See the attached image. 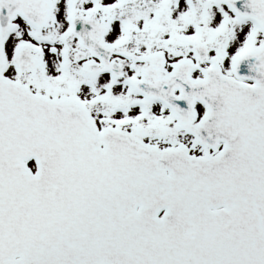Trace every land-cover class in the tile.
I'll return each instance as SVG.
<instances>
[{"label":"snow or ice","instance_id":"1","mask_svg":"<svg viewBox=\"0 0 264 264\" xmlns=\"http://www.w3.org/2000/svg\"><path fill=\"white\" fill-rule=\"evenodd\" d=\"M0 264H264V0H0Z\"/></svg>","mask_w":264,"mask_h":264}]
</instances>
